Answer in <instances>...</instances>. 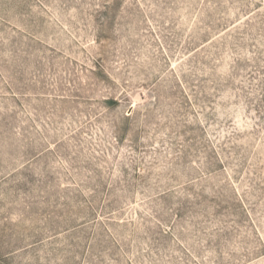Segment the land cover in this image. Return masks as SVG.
Returning <instances> with one entry per match:
<instances>
[{"label": "rangeland", "instance_id": "obj_1", "mask_svg": "<svg viewBox=\"0 0 264 264\" xmlns=\"http://www.w3.org/2000/svg\"><path fill=\"white\" fill-rule=\"evenodd\" d=\"M0 264H264V0H0Z\"/></svg>", "mask_w": 264, "mask_h": 264}]
</instances>
